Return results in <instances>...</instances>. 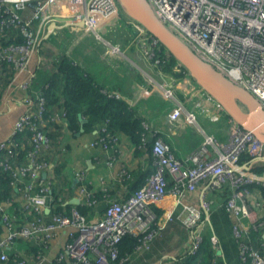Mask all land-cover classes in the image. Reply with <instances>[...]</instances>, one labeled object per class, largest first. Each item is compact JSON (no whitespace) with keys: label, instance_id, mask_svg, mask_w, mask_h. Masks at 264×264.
I'll list each match as a JSON object with an SVG mask.
<instances>
[{"label":"built area","instance_id":"1","mask_svg":"<svg viewBox=\"0 0 264 264\" xmlns=\"http://www.w3.org/2000/svg\"><path fill=\"white\" fill-rule=\"evenodd\" d=\"M147 1L156 16L194 53L249 91L264 111V0ZM33 5L35 9L31 17L24 18L22 13ZM69 8L73 9L70 15L72 22L78 27L82 24L91 32H96L101 24L118 19L122 12L118 0H0V33L14 26L20 28L24 37L21 46L9 47L0 55V65L7 61L16 70L12 91H25L22 103L26 110L16 122L14 134L23 133L27 128L35 131L31 143L33 150L25 162H8L13 155L11 140L0 146V170L10 173L14 197L22 199V202L15 198L5 202L0 189V264H44L47 257L42 250L30 254V258H23L16 248L12 254L9 250L18 240H31L40 248L48 247L61 230L67 232L64 251L69 260L63 254L56 257L54 264H124L119 252L122 238L127 234L139 236L137 249L150 248L160 234L161 217L167 222L175 220L181 223L191 234L190 253L195 254L203 243L204 222H209L213 209L208 195L229 184L231 195L225 207L234 222L240 264H264V253L254 248L248 235L251 230L264 234V197L260 191V187H264V170L260 175L252 172L256 167L264 168V143L253 131L242 128L231 118L226 141L213 135L209 137L198 125L196 114L182 116L185 107L178 100H175L169 120L177 123L183 118L185 124L196 126L206 139L189 155L187 162L177 157L171 143L158 137L152 147V156L156 158L155 172L141 189L126 199L111 201L103 216L95 220L88 221L76 208L69 213L57 211L52 188L56 182V168L62 161L51 152L52 142L48 136L36 131L34 120L43 122L45 98L33 86L35 72L30 64L33 60L36 66L40 64L43 43L50 35L49 32L41 35L46 30L44 17L47 16L49 22L54 21L60 16L61 9ZM129 24L138 31L137 41L143 52L148 56L150 52V58L156 56L154 49L158 40L134 20H129ZM115 48L119 51L120 47ZM174 71L183 73L181 64L176 65ZM20 75L23 79L16 83ZM188 80L198 88L193 91L184 88L191 99H196L197 111L212 122L223 123L225 114H228L220 103L199 86L190 73L182 82L187 83ZM103 91L109 97L124 99L119 92ZM167 92L172 96L171 91ZM145 128L150 131L149 127ZM157 134L154 132L153 136ZM3 151L9 157L2 160ZM243 154L249 155L251 160L240 164ZM46 157L53 160L48 161ZM164 171L173 179L170 188ZM86 178L85 171L75 174L79 185L75 198L79 201L86 199L91 205L92 195L82 184ZM199 187L204 189L199 204H191L188 197ZM169 197H172L170 202ZM154 207H161L162 215H158ZM213 242L216 245L218 241L213 238Z\"/></svg>","mask_w":264,"mask_h":264},{"label":"crops","instance_id":"2","mask_svg":"<svg viewBox=\"0 0 264 264\" xmlns=\"http://www.w3.org/2000/svg\"><path fill=\"white\" fill-rule=\"evenodd\" d=\"M34 9L35 5L30 6V9L22 13V16L31 17ZM72 12L71 8L61 9L60 16L51 22L47 16L44 17L43 26L46 30L41 35L46 32L50 35L43 43L40 64L36 66L35 60L31 62L32 70L35 72L39 67L47 69L46 66H50V63L57 58L64 55L71 56L74 62L79 63L83 69L93 74L104 90L121 93L124 100L142 116L144 126L150 128L149 134L157 132L171 143L177 157L187 162L189 155L193 154L195 149L203 143L204 136L200 134L196 126L185 124L183 118L180 119L182 122L177 123L169 120V114L174 111L176 103L167 97L166 88L173 89V92H180L185 97L186 103H192L191 107L198 117V125L204 128L207 125L206 117H199L196 99H191V96L184 90L185 87L192 91L198 88L192 81L177 82L173 75L161 74L157 70L150 57L143 52L138 41L127 32L124 25L127 23L129 26L130 18L128 15L122 17L123 11L120 12L118 19L109 24L99 25L96 32L87 31L82 24L79 27L74 24L70 18ZM54 24L56 26L51 30V25ZM115 46L120 47L119 51H116ZM22 79L23 75L18 76L16 83ZM35 88L38 89L37 85ZM24 96L25 91L22 89L13 92L12 84L0 94V146L11 140L15 133V124L26 110L22 103ZM95 140L96 133L71 136L69 131L66 132L62 148L65 149L60 156L63 180L58 179L61 185L64 184L59 190L61 200L64 196L67 201L75 198L79 186L76 185L75 174L79 171L87 173L85 181L90 187V190L87 188L88 193L95 195L97 192H105L108 202L126 199L133 193V191L129 192L127 182L123 180V174L127 169L135 172L143 168V171L148 172V166H144L147 161L144 157L137 156L135 146L128 137L121 136L119 144L108 150L92 145ZM194 141H198L199 144L195 146ZM203 191V187H199L188 197L191 204H199V197ZM169 199L170 202L172 197ZM208 199L213 208L216 209L219 206L218 194H209ZM16 200L22 202L20 196ZM84 200L87 201L82 199L80 202ZM62 203H65L64 200ZM155 208L163 212L161 207ZM98 218L101 217L96 219ZM160 228V234L151 247L140 249L126 256L124 264H178L181 256L190 253L192 250L191 234L178 221L167 222L161 217ZM262 236L264 237V234ZM66 240L65 230L57 233L46 251L47 261L44 264H53L55 258L62 252L67 261L69 260L68 254L64 251ZM257 249L260 253H264V241ZM16 251L23 258L31 256L27 253V245L21 246ZM11 252L12 248L9 250L10 254ZM228 261H232L231 264L238 263L237 254L233 253L228 256L226 264H229ZM224 263L225 261L222 262Z\"/></svg>","mask_w":264,"mask_h":264},{"label":"trees","instance_id":"3","mask_svg":"<svg viewBox=\"0 0 264 264\" xmlns=\"http://www.w3.org/2000/svg\"><path fill=\"white\" fill-rule=\"evenodd\" d=\"M121 15L122 17L126 16L123 14ZM125 21L126 18L123 22L125 23ZM124 26L127 32L132 35V38L137 41L138 31L131 24L128 26L126 23ZM23 41L24 37L20 33V28H14V26L6 28L5 33H0V55L9 47L21 46V44L24 43ZM154 53L156 56L150 59L161 74L173 75L176 77L177 82L182 81L186 74H189L188 70L182 65L183 73H176L174 71L175 66L180 64V62L172 56L161 43L158 42V45L154 49ZM157 61H159L158 64ZM46 67L47 69L39 67L35 70L33 86L35 87V85H37L39 91L45 98V115L42 123L38 119L34 120V123L37 124L36 131H42L48 136L47 138L51 140V152L53 155L59 156L60 158L65 149L62 148L67 131L70 132L71 136L83 133H96V140L92 144L103 150L115 147L119 144L120 137L126 136L135 146L137 156H139V158L144 157L147 161L144 166H148L147 169L149 170L145 172L143 168H139V171L133 172L127 169L123 174V180L127 182L129 192L133 191V193H135L137 190L141 189L147 182V178L152 176L155 172L154 162L156 158L152 156V147L155 140L161 136L159 134L155 136H153V134L150 135L138 111L131 107L124 99L109 97L108 94L104 93V89L99 85L93 74L83 69L79 63L74 62L71 56L64 55L61 58H57L54 62L52 61L50 63V66ZM15 75L16 70L12 63L7 61L1 63L0 94L5 91L7 86L13 83ZM178 94H180L179 97L181 98L179 99L184 101V96L180 92H178ZM204 116L206 115L199 114L200 118ZM229 118L230 117L225 114V121H223V123H215L206 117L205 121H207V125L204 126V130L209 134H215L213 136L217 137L219 140L226 141L228 139ZM214 125L217 126V131H215V127L212 128ZM34 132V130L27 128L23 133L14 134L10 144L13 155L9 157L6 151H3L2 160L3 158L9 157V163L25 162L28 153L33 150V145L31 143ZM221 134H223V136H221ZM194 144L196 146L199 143L198 141H194ZM46 160L52 161L53 158L46 157ZM250 160L251 157H249V155L243 154L239 163L244 164ZM263 170V167H256L252 169V172L260 175ZM62 172L63 167L61 163L56 168V182L52 188V195L55 204L58 206L57 211H66V213H69L72 208H76V210L88 221L95 220L97 217H102L107 206L111 203L108 202L105 192H97L95 195L92 194L91 205L85 200L78 205H69L67 203L65 206L62 203V200L68 202L65 196L61 200V194L59 192L62 185H64L58 182V179L60 181L63 180ZM164 176L167 179L168 188H170V186L173 185V179L167 171H164ZM82 184L87 186L90 190L86 181L82 182ZM0 189L3 201H12L15 198V189L12 187L11 175L9 172L2 169L0 170ZM253 189L258 190L257 187ZM260 191L264 197V187H260ZM214 192L213 195L218 194L220 200L219 206L210 211L209 222H204L203 243L197 253H188L185 256H181L178 259V264H222L224 261V264H226L227 257L233 253L237 254L238 263L236 264H240L239 245L233 232L234 222L230 218L225 207V202L231 195L230 184L224 186L220 191ZM130 195L128 197H130ZM154 210L158 215H162L160 210H157L155 207ZM9 211H12V208H9ZM47 216L49 218L50 214H47ZM207 225L209 226L208 229ZM55 236L51 240V243ZM249 237L254 248L260 246L264 241V237L260 231L251 230ZM213 238L218 240L217 243L220 246L218 248L219 250L215 247ZM28 241L32 243V246H29V244L27 245L28 254L42 250L46 256V251L49 249L51 243L48 244V247L40 248L41 246L33 243L34 241ZM139 243V236L131 234L125 235L119 244L120 257L125 258L133 254ZM228 262L229 264L232 263V261Z\"/></svg>","mask_w":264,"mask_h":264},{"label":"water","instance_id":"4","mask_svg":"<svg viewBox=\"0 0 264 264\" xmlns=\"http://www.w3.org/2000/svg\"><path fill=\"white\" fill-rule=\"evenodd\" d=\"M118 1L122 11L155 37L188 70L195 82L220 103L232 120L242 128L253 131L264 143V111L249 91L233 83L194 53L156 16L147 0ZM55 26L51 25L50 29ZM79 203L76 198L68 202L69 205Z\"/></svg>","mask_w":264,"mask_h":264},{"label":"rangeland","instance_id":"5","mask_svg":"<svg viewBox=\"0 0 264 264\" xmlns=\"http://www.w3.org/2000/svg\"><path fill=\"white\" fill-rule=\"evenodd\" d=\"M124 16L126 15L125 14V12L123 11V13H122ZM127 16V15H126ZM115 27H117V25L115 26ZM55 45H56V43H55ZM149 56H150V52H149ZM167 90H169V91H171L172 92V96H170L169 94H168V92H167ZM167 92V93H166ZM166 95H167V97H169V98H171V99H173L174 101L175 100H178L179 102H181L183 105H184V110H182V112H181V114H182V116H184V115H186L187 116V113H192V114H194L195 115V112H194V110L192 109V107H191V105H192V103L191 102H189V103H186L185 101H183V100H180L181 98L179 97V95L180 94H178L177 92H173V89H168V88H166ZM122 95V94H121ZM122 97L124 98V96L122 95ZM180 98V99H179ZM188 105H190V106H188ZM186 109V110H185ZM204 117H207V116H204ZM203 117V118H204ZM187 123V122H186ZM15 126H16V124H15ZM216 128V130L215 131H217L218 130V128H217V126H213L212 128ZM203 127H201V129H202ZM203 130H204V128H203ZM205 131V130H204ZM206 132V131H205ZM207 133V132H206ZM200 134H202L203 135V133H200ZM207 135L209 136V137H211L210 135H215V134H209V133H207ZM206 140V139H205ZM205 140H204V142H205ZM218 241V240H217ZM24 243H26V244H24ZM29 244V246L31 245L32 246V243L30 242V241H28V240H22V241H20V240H18V241H16L13 245H12V250L14 249V248H16V249H19L21 246H23V245H28ZM152 245V244H151ZM138 247V246H137ZM137 247H136V250L135 251H138V249H137ZM151 247V246H150ZM215 247L218 249L220 246H219V244L217 243L216 245H215ZM149 249V248H148ZM216 249V250H217ZM219 250V249H218ZM63 255V253H60L58 256H62ZM29 256V255H28ZM56 258H55V260H54V262H53V264L54 263H56ZM34 261V260H33ZM32 261V262H33Z\"/></svg>","mask_w":264,"mask_h":264},{"label":"flooded vegetation","instance_id":"6","mask_svg":"<svg viewBox=\"0 0 264 264\" xmlns=\"http://www.w3.org/2000/svg\"><path fill=\"white\" fill-rule=\"evenodd\" d=\"M156 67V66H155ZM185 98V97H184Z\"/></svg>","mask_w":264,"mask_h":264}]
</instances>
